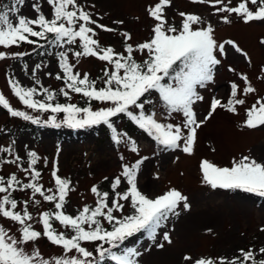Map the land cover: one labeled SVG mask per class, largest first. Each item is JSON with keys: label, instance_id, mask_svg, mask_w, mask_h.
<instances>
[{"label": "snow or ice", "instance_id": "snow-or-ice-1", "mask_svg": "<svg viewBox=\"0 0 264 264\" xmlns=\"http://www.w3.org/2000/svg\"><path fill=\"white\" fill-rule=\"evenodd\" d=\"M24 2L25 0H15L10 7L0 9V46L8 48L22 42L37 44L36 40L29 39L31 36L42 38L57 48L78 44L80 50L74 51L69 47L55 53L63 71V75L56 74V79L64 81V87L58 92L42 85L39 89L34 86L24 87L14 77L9 78L12 92L27 109L50 113L47 120L41 121L39 115L33 116L26 111L14 109L4 94L0 93V106L6 108L14 117L57 128L62 124L74 129L104 124L114 133L113 140L116 143L123 141L130 146L132 152H138L136 141L126 137V134L119 133L114 126L112 118L123 113L153 137L164 150L182 149L184 153L192 154L197 130L218 108L236 114L237 106L246 103L242 97L257 91L248 76L240 73V79L244 82L243 88L236 82H231L227 102L222 103L213 97L207 115L203 120L198 119L194 105L204 98L197 88H203L213 81L216 66L222 62L219 57L226 55V45H231L246 59L250 58L232 40L218 43L211 23L198 27L197 25H204L200 15L180 12V25L170 23L166 8L171 6L172 0H157L154 6L147 8L148 15L154 20V26L152 38L136 45L138 50L147 51L148 58L142 62L133 58L131 43L126 44V55L115 52L111 46L102 48L98 40L93 38L96 28L109 32L113 29L93 19L90 12L77 4V0H46L52 8L51 18L35 3L32 7L38 14L36 18L20 15L18 6ZM193 3L219 5L215 9L217 13L235 14L245 23L264 21V0H240L235 6H231L232 0H193ZM249 4L255 6V9H251ZM221 19L224 23H231L228 15H222ZM90 25H95V28ZM121 35L126 41L131 40L129 32H123ZM260 43L264 45V38ZM69 53H72L77 61L82 56H94L109 62L112 70H104L103 86L97 87V81L90 79L88 73L81 77L79 72L74 71L75 64L69 63ZM24 55L26 53L12 54L13 58ZM7 56L6 52L0 51V59ZM40 68V64L35 65V69ZM229 71L235 72V69L229 67ZM261 71L264 72V67ZM47 75L51 76L52 73ZM33 76L35 77V70ZM258 79H264V76ZM35 83L41 84L39 79H36ZM153 90L159 94V100L169 115L173 112L182 113V123H162L155 118V111H145L146 104L153 103L146 99V94ZM40 93L44 94L43 99L36 98ZM70 93L82 94L86 98L87 106L55 102L57 95L62 94L65 98H70ZM91 101L108 102L111 106L94 110ZM136 110H139L138 113ZM61 113L63 117L58 122V114ZM245 113L246 118L241 127L256 129L264 126V97H258L245 109ZM0 151L11 152L12 148H0ZM28 157V168L23 169L31 177L28 183H22L14 173L7 179L0 176V193L4 194L0 196V216L20 225L19 237L10 234L9 229L0 225V264H140L139 258L142 257L143 251L136 246H129L127 242L137 233H146L157 248H163L164 245L156 241L158 229L166 227L170 217L179 215L178 209L182 202L185 210L190 208L187 197L174 187L155 198H150L139 190L137 178L141 165L148 159L145 156L130 165H122L121 175L111 182V194L109 191L101 192L93 185L91 192L97 198L95 206L85 205L73 216L65 210L66 197L72 190L71 181L61 178L54 169L52 176L55 178V190H45L38 182L41 173L34 167L39 160L37 153L30 151ZM19 160L20 157L17 156L11 162L16 163ZM200 167L203 182L213 189L242 190L264 197V162H258L255 158L245 155L238 161L233 159L231 167H220L207 159L201 161ZM156 178H159L158 174ZM122 181H126L127 187L118 191ZM17 188L31 189L33 198L39 194L44 201L54 202L55 211H44L40 214L43 232L35 230L30 223L33 216L28 210L29 201L23 202L22 211L16 210L18 201L12 197V191ZM124 202H130L133 211L129 215H123ZM33 203L39 205L41 201L33 199ZM53 220L70 229L72 234L58 232L53 227ZM105 221L110 228L105 227ZM42 235L51 243L61 246L64 255L46 259L36 247L31 252L26 251L24 245L34 243ZM162 237L167 243H172L168 231H163ZM82 242L98 243L93 251L82 246ZM73 250L78 255H69ZM259 252L264 254V247H261ZM239 253L231 259L201 257L193 261L191 256L185 255L183 260L188 264H264V258L257 259L252 249H240Z\"/></svg>", "mask_w": 264, "mask_h": 264}, {"label": "rangeland", "instance_id": "rangeland-1", "mask_svg": "<svg viewBox=\"0 0 264 264\" xmlns=\"http://www.w3.org/2000/svg\"><path fill=\"white\" fill-rule=\"evenodd\" d=\"M14 2L15 0H0V9L10 7ZM156 2L157 0H77V4L90 12L93 19L113 29L109 32L96 28V35L93 38L98 40L99 45L102 48L111 46L115 52L126 55V44L131 43L133 58L137 62L148 58L147 51L138 50L136 45L149 41L153 36L154 20L148 15L147 8L154 6ZM239 2L240 0H232L231 6ZM34 3L51 18L52 8L46 0H25L24 4L18 6L19 14L36 18L38 14L32 7ZM216 7L219 5L193 3V0H172L171 6L166 8L167 18L176 26H179L182 20L180 12L200 15L204 25H197L198 27L211 23L218 43L232 40L250 58L246 59L231 45H226V55L219 57L222 62L216 66L213 81L208 82L203 88H197L204 98L194 105L197 117L200 120L204 119L210 110L213 97L222 103L227 102L231 82H236L241 89L243 88L244 82L240 79V73L248 76L257 91L242 97L246 103L237 106L236 114L218 108L197 130V140L192 154L184 153L182 149L164 150L138 125L135 127L128 125L126 120L129 117L123 113L112 118L114 126L119 133L126 134V137L136 141L138 152H132L130 146L123 141L116 143L113 140L114 133L107 125L74 129L62 124L57 128L14 117L6 108L0 106V148L8 146L12 148L11 152L0 151V176L7 179L14 173L22 183H28L31 177L23 169L28 168V152L35 151L39 160L34 167L41 173L38 182L45 190L48 188L55 190V178L52 176L54 169L61 178L71 181L72 190L66 197L65 210L75 216L85 205L95 206L97 198L91 192L93 185L101 192L109 191L111 194V182L121 175L122 165H130L146 156L148 159L141 165L137 178L139 190L150 198H155L174 187L187 197L190 208L185 210L182 202L178 209L179 215L170 217L166 227L158 229L156 241L162 243L163 248H157L146 233H137L127 242L129 246H136L143 251L142 257L139 258L140 264H188L183 260L185 255L191 256L193 261L201 257L231 259L240 254V249L245 251L252 249L257 259L264 258V254L259 252V249L264 247V231L261 230L264 229V197L242 190L213 189L203 182L200 167L204 159L220 167H231L233 159L238 161L245 155L255 158L258 162H264V126L256 129L241 127L246 118L245 109L258 97H264V79H258L264 76V72L261 71L264 67V45L260 43L264 38V21L245 23L235 14L217 13ZM249 7L255 9L251 4ZM222 15H228L231 23H224ZM115 21L124 23L117 24ZM90 26L95 28V25ZM123 32L131 34L130 41L123 38L121 35ZM31 40H36L37 44L22 42L8 48L0 46V51L8 54L7 58L0 59V93L4 94L14 109L26 111L33 116L39 115L41 121H44L49 118L50 113H38L27 109L12 92L8 80L14 77L24 87L34 86L39 89L42 85L58 92L64 87V81L56 79V74L63 75V71L59 67V58L55 53L69 47L74 51L80 49L78 44L57 48L47 43L46 49L37 51L46 41L37 37H32ZM15 53L26 55L13 58L12 54ZM69 63L75 64L74 71L79 72L81 77L88 73L90 79L97 81V87L103 84L104 70L106 68L112 70L109 62L101 61L94 56H82L77 61V58L69 53ZM36 64H40L41 68L35 69ZM229 67L235 69V72L229 71ZM47 73L52 75L49 76ZM36 79L40 80V85L35 83ZM36 98L43 99L44 94L40 93ZM85 99L82 94L70 93V98L59 94L55 102L87 106ZM146 99L153 103L146 104L145 111L150 113L153 107L155 118L159 122L182 123V113L173 112L169 115L166 107L161 105L157 92L153 90L146 94ZM90 103L94 110L111 106L108 102ZM138 111L136 110L137 113ZM62 117V113L58 114V122ZM35 130L38 134H35ZM17 156L20 160L16 163L11 162ZM157 174L159 178H156ZM126 187V181H122L117 190L123 191ZM3 195L0 193V196ZM12 197L18 201L17 211H22L23 202L29 201L28 210L33 216L30 223L35 230L43 232L40 214L44 211H55L54 202L44 201L39 194L33 198L31 189L17 188L12 191ZM33 199H38L41 203L37 205L33 203ZM124 203L123 215L131 214L133 210L130 202ZM52 223L58 232L72 234L70 229L64 228L58 221L53 220ZM104 224L105 227H111L106 221ZM0 225L9 229L10 234L19 237L18 223L0 216ZM163 231L169 232L171 244L163 240ZM96 243L98 242H82V246L94 251ZM24 247L29 252L34 247L38 248L46 259L64 255L61 246L51 243L43 235ZM69 255L78 254L73 250Z\"/></svg>", "mask_w": 264, "mask_h": 264}, {"label": "trees", "instance_id": "trees-1", "mask_svg": "<svg viewBox=\"0 0 264 264\" xmlns=\"http://www.w3.org/2000/svg\"><path fill=\"white\" fill-rule=\"evenodd\" d=\"M36 30H39V29H36ZM31 38H32V37H31ZM31 38H30V39H31ZM45 41H46V40H45ZM47 43H48V42L46 41V42L41 46L40 49H39V48L37 49V51L46 49V44H47ZM35 51H36V50H35ZM37 51H36V53H38ZM100 85L103 86L102 83H101ZM157 94H158V93H157ZM158 97H159V94H158ZM84 101H85V105H86V99H85ZM161 105H163L162 101H161ZM163 106H164V105H163ZM164 107H165V106H164ZM152 111H155V110H153V107H152L151 112H152ZM126 123H127L128 125H130V126L132 125V126H134V127L137 125V124H136L134 121H132L130 118H128V119L126 120ZM37 127H38V126H37ZM37 127H36V128H37ZM32 129H33V128H32ZM33 130H34V129H33ZM37 130H38V129H37ZM37 130H35V134H38V133H37Z\"/></svg>", "mask_w": 264, "mask_h": 264}]
</instances>
